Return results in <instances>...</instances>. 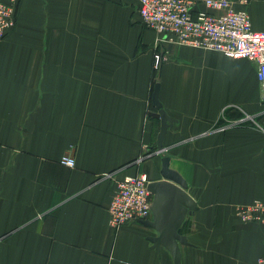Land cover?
<instances>
[{
  "label": "crops",
  "instance_id": "obj_1",
  "mask_svg": "<svg viewBox=\"0 0 264 264\" xmlns=\"http://www.w3.org/2000/svg\"><path fill=\"white\" fill-rule=\"evenodd\" d=\"M17 5V24L0 42V264H174L149 240L155 230L116 229L108 212L118 181L163 179L164 155L197 207L181 227L182 264H257L264 221L238 214L264 203L255 63L159 42L138 0ZM236 8L264 30L263 0ZM157 49L165 59L155 71ZM156 83L175 120L163 153L161 119L150 115ZM66 155L75 167L61 163Z\"/></svg>",
  "mask_w": 264,
  "mask_h": 264
},
{
  "label": "built area",
  "instance_id": "obj_2",
  "mask_svg": "<svg viewBox=\"0 0 264 264\" xmlns=\"http://www.w3.org/2000/svg\"><path fill=\"white\" fill-rule=\"evenodd\" d=\"M264 1V0H263ZM250 0H138L139 15L148 29L159 33L161 41L217 51L234 59H248L257 66L261 100L264 104V30L253 28L250 14L237 4ZM18 0L0 2V42L17 24ZM158 48V43H156ZM164 56L154 53L157 71ZM163 153V151H159ZM61 163L75 167V159L66 155ZM150 180L146 174L127 176L117 182L108 208L110 224L120 229L130 223L149 220L152 215ZM245 222L264 221V203L255 202L238 211ZM257 264H264V257Z\"/></svg>",
  "mask_w": 264,
  "mask_h": 264
},
{
  "label": "water",
  "instance_id": "obj_3",
  "mask_svg": "<svg viewBox=\"0 0 264 264\" xmlns=\"http://www.w3.org/2000/svg\"><path fill=\"white\" fill-rule=\"evenodd\" d=\"M160 86L156 83L153 93V104L156 112L150 113L152 117L161 119V131L158 135V150L163 151V141L168 130L175 120L168 116L159 100ZM162 180L152 181L149 191L154 196L152 203L153 220H140V224L155 230L157 237H149L154 248L159 251L161 247L168 249L173 257L174 264H182L181 245H188V240L181 233V227L188 214L196 210V202L187 193L186 181L170 168V157L163 156L161 167ZM172 207L173 212L165 209ZM170 218V219H169Z\"/></svg>",
  "mask_w": 264,
  "mask_h": 264
},
{
  "label": "trees",
  "instance_id": "obj_4",
  "mask_svg": "<svg viewBox=\"0 0 264 264\" xmlns=\"http://www.w3.org/2000/svg\"><path fill=\"white\" fill-rule=\"evenodd\" d=\"M156 85V84H155Z\"/></svg>",
  "mask_w": 264,
  "mask_h": 264
}]
</instances>
